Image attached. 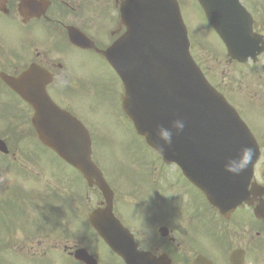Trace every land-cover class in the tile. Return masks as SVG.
I'll use <instances>...</instances> for the list:
<instances>
[{"label": "rangeland", "instance_id": "rangeland-1", "mask_svg": "<svg viewBox=\"0 0 264 264\" xmlns=\"http://www.w3.org/2000/svg\"><path fill=\"white\" fill-rule=\"evenodd\" d=\"M177 1L192 43L190 48L193 58L214 85L227 93L229 99L230 93L238 95L233 79L235 65L226 60L219 39L207 26L198 5L194 0ZM3 35L7 40L0 41V48H8L9 44L18 49L24 48L22 38L13 44L12 41L17 39V35L12 24L3 30ZM46 44L48 58L57 57L55 51L58 49H49L50 45ZM0 52L3 53L1 49ZM59 61L63 68L54 69L60 71L61 76L56 78L55 84L65 87L68 92L71 89L73 98L70 102L71 107L76 109L75 117L82 122L92 139V160L104 173L107 182L113 185L115 192L122 196L119 190H132L137 200L138 192L135 190L153 177L158 182L157 188H163L160 181L171 179L168 182L172 186L166 189L178 196L182 182L178 183V179L172 175V169L165 170L161 167V158L136 135L130 121L123 115L120 105L122 85L111 69L91 56L84 57L79 54ZM70 93L65 94L62 104H69ZM12 98L9 92L0 91V135L9 146L17 144L19 147L16 153L5 157V160L0 157V163L6 162V168L0 166V264H65L60 255L53 253L62 252L65 245L74 246L72 241L79 244L81 239L89 240L91 252L104 263L114 264L108 253L103 251L105 248L99 243L98 237L85 222L87 214L97 205L99 193L94 188H87L76 172L59 162L52 152L39 144L31 131L27 106ZM234 101L239 104L244 114L248 113V106L242 100ZM250 104L253 116L246 118L264 135V104L258 106L259 113L256 104ZM260 161H264V158ZM261 181L264 184V178ZM63 188L71 192L72 199L68 200V194L61 192ZM80 193L84 214L79 205ZM153 201L154 207L156 201ZM119 210L126 220H131L132 224L136 221L138 223L139 213L132 215L130 208L123 206ZM211 212V219L205 211L198 223L197 220L201 217V212L198 211L192 214L187 212L180 219L160 217L153 223L172 226L176 236L183 232L181 240L177 237L180 246L178 249L181 254L188 249L187 254L190 256L185 255L189 260L198 249L213 259H222L221 243H227L224 252L226 255L237 247L244 248L251 254L249 245H245L249 234H241L242 225L240 227L234 220L223 225L228 226L224 231L219 222L215 221L220 220L217 214ZM65 226L76 234L71 235L73 238L68 235L70 240L65 243H57V232ZM187 228H191L188 229L191 234L188 242L193 249L189 248L184 239ZM133 230L137 231L134 228Z\"/></svg>", "mask_w": 264, "mask_h": 264}, {"label": "water", "instance_id": "water-1", "mask_svg": "<svg viewBox=\"0 0 264 264\" xmlns=\"http://www.w3.org/2000/svg\"><path fill=\"white\" fill-rule=\"evenodd\" d=\"M125 11V19L134 17L136 26L104 53L124 84L123 109L131 118L136 133L153 146L154 136H146L157 125L167 127L176 118H183L185 129L175 135L172 144L161 154L165 163L173 162L183 174L204 193L209 203L221 213L231 211L249 202V176H233L223 171L227 159L236 156L239 147L223 146L226 142V110L214 100L216 96L206 88L189 56L188 37L182 26L175 0H133ZM213 1V0H212ZM210 25L222 39L231 58L249 42L245 31H232L230 19H219L209 14ZM248 35L252 37L250 29ZM249 42V44H248ZM250 54V52H249ZM249 54L244 55L246 58ZM196 68V69H194ZM34 69V70H33ZM6 85L33 109L31 118L36 136L46 148L56 153L64 162L80 172L89 186L96 185L108 207L90 214L89 223L97 235L127 264H154L131 245L126 232L113 219L111 199L107 183L91 161V139L80 122L69 113L56 107L46 94V76L31 68L18 78L1 76ZM214 97V98H213ZM252 139V137L250 136ZM4 146L2 143H0ZM2 152H5L0 147ZM244 192V193H243ZM195 264H211L199 258Z\"/></svg>", "mask_w": 264, "mask_h": 264}, {"label": "flooded vegetation", "instance_id": "flooded-vegetation-1", "mask_svg": "<svg viewBox=\"0 0 264 264\" xmlns=\"http://www.w3.org/2000/svg\"><path fill=\"white\" fill-rule=\"evenodd\" d=\"M124 1L126 0H0V41L6 42L7 39L3 35V30L9 24H12L17 35V39L12 41L13 44L19 42L21 38L24 40V48L22 49L10 46V44L8 48L1 49L3 53L0 52V74L16 77L34 65L43 71H49L52 77L51 83L46 86L49 97L61 108L73 113L72 109L74 108L71 107L72 103L70 102L73 98V94L70 93L72 91L70 89V92H68L65 87L55 84L56 78L61 76L59 75L60 71L54 69L63 68L59 61L60 59L73 57L76 54L84 57L91 56L107 65L101 53L97 51L106 50L125 30L120 23V6ZM238 1L245 13L250 15L252 32L257 35L258 46L262 48L260 54L255 58H249L245 62L230 61L236 68L233 79L235 81V90L238 94L230 93V97L233 100H242L248 106V113L244 114V111H242L236 101L232 103L240 112L243 122L246 123L250 132L254 134L256 143H258L260 155L254 164L253 170L255 176L253 182L255 184L254 186H249V202L236 208L228 216H222L218 210L206 205L208 203L201 192L189 183L182 176L180 170L173 165L162 163L161 167L165 170L172 169L174 171L172 175L178 179V183L182 182L179 186L181 191L178 196H174L166 189V187L172 186L168 182L171 179L160 181L163 184V188H157L158 182L151 177L135 190V192H138L137 200L131 189V191L119 190L123 194L120 196L111 188L113 185L109 184L114 193L112 214L133 236L138 250L153 255L158 261L157 264H193L197 256H202L214 264H232L230 263L231 257L234 254L236 256L240 255V253L244 255L245 264H264V259L259 254V248L264 247V184L261 181L264 178V161H260L264 158V135L262 132L257 131L254 123L250 124L246 118L247 116H253L250 102L256 104L257 111L259 110L258 106L264 104V0ZM46 43L50 45L49 49H58L55 51L58 56L54 59L48 58ZM2 90L11 93L0 78V91ZM69 93V104H62L65 94L68 95ZM1 155L0 157L2 158L4 155ZM0 166L6 168L4 162L0 163ZM260 177L261 179H259ZM61 192L68 194V200L72 199V194L68 189L66 191L63 189ZM123 197H125L124 200H122ZM154 199L156 204L153 207ZM96 204V207H105L106 205L102 200L101 193H99V200ZM120 206L130 208L132 215L139 213L138 223L136 221L135 224H132L131 220H126L120 213ZM210 210L214 211L222 221L215 219V221L219 222L222 230L228 227L223 225L232 223L234 220L235 222L237 221L240 227L242 225L241 230L243 232L241 234H249V239L245 245H249L252 251L251 254L248 250L237 247L231 249L228 252L229 254L226 255L224 252L227 243H221L224 249L221 250L222 259H213L198 249L197 252H194L191 260H189L186 257V255L190 256L187 254L189 250L186 249V252L181 254L178 249L180 246L177 243V237L181 240L183 232L177 233L178 236H176L172 226L155 225L153 223L160 217L166 219L172 217V220L173 217L180 219L187 212L192 214L197 211L201 212V217L197 220L198 223L203 218V212L205 211L211 219L212 212ZM133 228L137 231L134 232ZM188 229L191 228L185 230L184 239H186L189 248L193 249L194 247L192 248L188 242L191 236ZM72 234L74 235L75 232L72 233L70 229L64 232L63 229L60 236L56 239L57 243L69 241L70 237L67 236ZM216 239L218 240V238ZM238 239L242 240V238ZM99 243L103 244L101 240H99ZM72 244L74 246L65 245L62 252L60 251L65 264H87L86 261L79 259L81 254L85 257V253L93 258L96 264H106L101 258L91 252L89 240L84 241L81 239L79 244H75V241H72ZM102 246L105 248L103 251L108 253L114 264H125L121 257L117 256L109 247H106L105 244ZM186 259L189 261L184 262ZM238 259L239 257L236 260Z\"/></svg>", "mask_w": 264, "mask_h": 264}, {"label": "clouds", "instance_id": "clouds-1", "mask_svg": "<svg viewBox=\"0 0 264 264\" xmlns=\"http://www.w3.org/2000/svg\"><path fill=\"white\" fill-rule=\"evenodd\" d=\"M185 129V121L183 118L173 119L167 127L157 125L154 133L149 132L145 135L154 136L153 146L161 154L165 149L169 148L172 144L173 137L179 135ZM252 149L250 147H242L236 156L229 158L225 161L223 171L229 175L238 176L243 172L252 158Z\"/></svg>", "mask_w": 264, "mask_h": 264}]
</instances>
